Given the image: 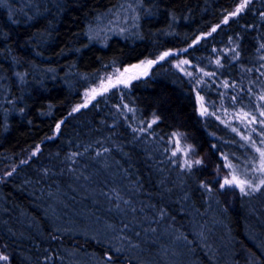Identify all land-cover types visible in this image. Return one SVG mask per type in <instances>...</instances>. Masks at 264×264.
Returning a JSON list of instances; mask_svg holds the SVG:
<instances>
[{"label": "trees", "instance_id": "16d2710c", "mask_svg": "<svg viewBox=\"0 0 264 264\" xmlns=\"http://www.w3.org/2000/svg\"><path fill=\"white\" fill-rule=\"evenodd\" d=\"M240 1L0 0L9 264H264V178L216 184L227 164L257 174L264 145V0ZM145 59L148 76L76 107ZM175 132L203 163L183 164Z\"/></svg>", "mask_w": 264, "mask_h": 264}, {"label": "rangeland", "instance_id": "374dc122", "mask_svg": "<svg viewBox=\"0 0 264 264\" xmlns=\"http://www.w3.org/2000/svg\"><path fill=\"white\" fill-rule=\"evenodd\" d=\"M251 0H247L249 3ZM245 0H241L234 15L238 14L241 10L247 5ZM241 5H244L241 7ZM111 21H108L107 25H103L104 29L109 30ZM172 53H178V51L168 52L169 55ZM156 59H145L137 63L127 65L125 67L111 66L109 69L105 70L100 78V81L93 87L87 89L84 92L83 100L76 106L77 108L83 107L88 104L97 94L106 92L113 87H127L130 86L134 81L144 78L149 75L153 66L155 65ZM176 65L181 70L187 72L190 71V74L193 75L194 71L191 69L188 61L184 59H178ZM199 99V111L201 113H206L207 108L202 96L198 97ZM173 143V152L180 156L183 164L190 166H198L202 162L198 151L196 148L188 143L184 138L182 133L175 132L172 135ZM255 149L258 151L259 159L257 165V174L253 177L248 178L244 177L241 173H238L235 167H232L231 164H227V167L221 168L216 176L218 184L222 189L226 188H235L238 190L243 189V191H254L257 190L263 184L264 178V145H256ZM32 153V152H31ZM226 180L233 181L232 184H225ZM223 185V187H222ZM242 191V190H241ZM0 257H7V259H0V264H9L10 256L5 251L4 247L0 243Z\"/></svg>", "mask_w": 264, "mask_h": 264}, {"label": "snow or ice", "instance_id": "6c2138e0", "mask_svg": "<svg viewBox=\"0 0 264 264\" xmlns=\"http://www.w3.org/2000/svg\"><path fill=\"white\" fill-rule=\"evenodd\" d=\"M245 3H247V0H245ZM244 5H241V7H243ZM165 55H168V53H165ZM161 58H163V57H161ZM233 183V181H231V180H226L225 181V184H232ZM222 187H223V185H222ZM242 191H243V189H241ZM0 259H7V257H0Z\"/></svg>", "mask_w": 264, "mask_h": 264}]
</instances>
